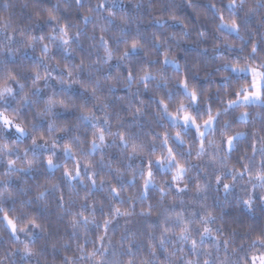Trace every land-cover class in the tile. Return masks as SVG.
Listing matches in <instances>:
<instances>
[{"label":"clouds","instance_id":"clouds-1","mask_svg":"<svg viewBox=\"0 0 264 264\" xmlns=\"http://www.w3.org/2000/svg\"><path fill=\"white\" fill-rule=\"evenodd\" d=\"M0 264H264V0H0Z\"/></svg>","mask_w":264,"mask_h":264}]
</instances>
